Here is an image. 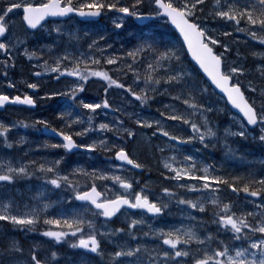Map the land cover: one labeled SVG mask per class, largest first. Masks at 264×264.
Returning a JSON list of instances; mask_svg holds the SVG:
<instances>
[{
    "label": "snow or ice",
    "instance_id": "obj_1",
    "mask_svg": "<svg viewBox=\"0 0 264 264\" xmlns=\"http://www.w3.org/2000/svg\"><path fill=\"white\" fill-rule=\"evenodd\" d=\"M108 15L116 29L123 28L128 18L159 20L178 37L174 43L166 42L163 33L141 29L130 34V46L114 49L100 28L85 48L78 32L65 28L66 21L75 17L98 24ZM17 17L22 32L15 30ZM41 30L56 33L57 41L64 36L69 40L63 47L54 41L30 50L28 39ZM233 33L259 42L261 47L250 52L254 66H244L247 57L238 46L235 56L244 59L237 61L230 55L232 44L220 37ZM21 52L29 62L36 61L33 67L39 70L32 73L34 77L51 74L49 78L58 84L63 79V86L39 94L21 90L9 78ZM187 56L198 68L186 61ZM252 71L260 79L245 81V73ZM129 72L130 78H119ZM0 77L9 88L18 89L16 94L0 89V108L35 107L38 99L54 97L63 101L55 112L58 125L44 118L0 120V147L10 149L25 142L23 136L10 138V130L22 124L61 138L37 143L36 148L64 150V155L51 159L0 156V221L19 230H39L53 245L41 254L42 245L34 243L25 256L18 239L0 235V241H7L0 246V264H61L59 257L65 255L58 250L61 244L83 250L76 260L66 257L64 264H95L93 254L106 264H264V175L225 171L223 164L206 163L196 154L197 143L208 148L215 141L224 145L226 156L246 159L227 138H247L250 131L264 148V0H0ZM21 82L26 89L42 87L39 79ZM94 82L104 95L83 98L80 94ZM213 87L226 97L224 107L205 102ZM113 88L120 90L116 103L109 99ZM160 95L170 100L157 108L158 115H149L145 109ZM228 105L236 110L229 111L235 126L224 127L220 136L219 126L208 114L214 108L225 111ZM162 138H166L162 145L155 143ZM138 140L161 153V175L172 182L158 193L146 190V184L140 185L134 176L136 169L150 170L129 148ZM187 146L195 151L185 152ZM76 150H84L90 158L97 151L110 153L118 163L89 167L74 162L62 167L65 155ZM31 178L43 181L31 193V202L6 194ZM57 190L61 193L57 200L45 198ZM65 199L71 203L65 205ZM173 201L187 206L181 216L189 223H151L162 220ZM192 210L210 213V218ZM149 236L155 238L151 246L141 239ZM105 241L111 243L110 250Z\"/></svg>",
    "mask_w": 264,
    "mask_h": 264
},
{
    "label": "rangeland",
    "instance_id": "obj_2",
    "mask_svg": "<svg viewBox=\"0 0 264 264\" xmlns=\"http://www.w3.org/2000/svg\"><path fill=\"white\" fill-rule=\"evenodd\" d=\"M210 23L215 24L216 22L215 21H210ZM150 28L151 29H164L165 28V25L163 24L162 21L157 20V22L156 23H153ZM15 30L17 32H19L17 27H15ZM125 34L126 35H130V34H132V32L127 31ZM235 36H239L240 37V40L238 42H236L234 40V37ZM122 37H120V39L123 41L124 38H122ZM125 38H129V37L126 36ZM220 39L226 40L230 44H232V46H233V52L230 53V55H232L233 58L237 59V61H240V60H243L244 59L243 57H236L235 56V49L238 46L239 47V51L241 53H244L245 56L247 57V59L244 60V66L246 68H248L249 66H254L255 59L250 55V52H251V50L254 47L255 48H260L261 47L258 41H252L250 38H248L247 40H245V34L244 33H233V36L232 37H224V36H221ZM125 45L127 47L128 46V42ZM129 76L130 75L128 73V77ZM128 77H125V78H128ZM244 79H245V81L248 80V79H253L255 81V80H259L260 77H259L258 72L252 71V72L245 73ZM101 91H102V89L100 88L99 83L94 82V83H90L86 87L85 91L83 93H81L80 95L83 98H86L88 100H91V99L94 100L95 98H97L100 95ZM249 94H251V93H249ZM119 97H120V94H116L115 92H111L110 95H109V99L112 102H114V103L118 102ZM205 102H207L209 104H216L218 106V104H217L218 102L216 100H213V99L209 98V97H205ZM154 106H156L155 103H154ZM218 107H220V106H218ZM85 110H87V109H83L82 111H85ZM208 115H209L211 121H213L215 123V125H218L219 128H220V124L218 123V121L216 119H220V118H223V117H226L225 118L226 121L224 122V126L225 127L226 126H229V125L235 126V122L232 120V118L230 117V115L226 111H216V109L214 108L213 111L211 113H209ZM108 119H111V116H109ZM123 119L127 120L126 117H123ZM213 119H215V120H213ZM97 120H99V119H97ZM170 123H173V122H170ZM185 128L187 129V126H185ZM187 130L190 131V129H187ZM218 135H221V132L220 131L218 132ZM155 143L156 144H160V145L163 144V142H157V140L155 141ZM196 145H199V144L197 143ZM2 148L3 147H0V156H1V154L4 153V150ZM129 148L131 149L132 155L138 157L141 161H143L147 165H149L151 172L154 174V176H153L152 173H150L152 178L150 180L146 181L147 183L146 182H142L141 183V185H145L146 184V190H148V191H150L152 193H158L160 191V187L161 186H163V185H170L172 183L169 180H165V178L161 174H160V176H156V173H157L158 170L160 171V173L163 170L162 169V165L159 163V158L161 157V153H160V155H158V156L155 157L153 155L156 152L155 149L146 146L143 142H141L139 140L136 142L135 146L129 145ZM187 148H189L187 150L188 153H191V152L195 151V149H193L191 146H187ZM248 149H249V154H250V158H251V165L253 167H264V161H263L264 159L262 158V156L255 151V149H254L253 146L252 147H249ZM6 150H8V149L6 148ZM207 152L209 154H213L214 156L219 157L220 161H223L225 159L221 154H219L215 150H211V151H207ZM207 152L203 155V159L206 158L207 155H209V154H207ZM9 154L12 157H19V155L16 156V154H13L10 151H9ZM165 154H167V153H165ZM196 154L198 156V153H196ZM53 157L54 156H52V155H47V156H45V159H51ZM256 157H257V159H256ZM82 159L84 161V163H82V164H86L88 166H91V165H94L95 164V160L93 158H89L88 156H82ZM64 161H65V159H64ZM66 161H68L70 163V165H72L75 162L72 159H68ZM102 166H104V165H102ZM253 167H250V168H253ZM147 168L149 169V167H147ZM20 182H25V181H20ZM109 183H111V182H109ZM39 185L40 184L27 185V183L24 184V185H16L13 189L7 190V193L6 194L11 195V196H14L17 200H20V201L28 200L29 202H31V193L35 192L36 189L39 187ZM118 187L119 186L117 185V188ZM54 197H55V195L52 196V193H46L45 194V198H51L52 199ZM52 200H55V199H52ZM64 201H67V200L65 199ZM70 203L71 202L68 201V202H66L64 204L67 205V204H70ZM183 208H185V207H183ZM178 209H182V208L175 201H173L169 205V210H167V212H166L165 216L163 217V219L162 220H157V221H151V223L155 224L156 226H162L164 224H169V225H171V224H177L178 225L181 221H183L185 224H188L189 221L186 220V219H184V217H177L176 216V213H177L176 211ZM172 211L174 213H172ZM197 214L198 215H204V214H208L209 215L210 213H198L197 212ZM205 218L208 219L209 216H205ZM100 219L102 220V217ZM117 225L118 226H121L119 224V222L117 223ZM8 226L12 230L13 229H16V228H13L11 225H8L7 222L0 221V235H4V236L10 237V238H14L13 235L11 234V232L7 230L8 229L7 228ZM104 230L106 231L107 228L105 227ZM37 231H39V230H37ZM145 231H147V225H145ZM37 234L40 235L41 237H44L40 233H37ZM141 239L145 243L149 244V246H151L153 243H155V238L154 237H151V236H149V237H142ZM47 242H49V240H47ZM6 243H7L6 240L0 241V246L2 244L4 245ZM104 243H105L104 246L110 250L111 247H112L111 243H109L108 241H105ZM52 246L53 245L51 244L49 246V249ZM81 251H83V250H81ZM39 252L41 254H43L44 252H46V250H44L42 248V251H39ZM79 253L80 252H78V251L77 252L67 251V254L69 255L68 257H71L72 260H76L78 258V256H79ZM24 255L25 256L28 255V249H25ZM93 256L95 257L94 254H93ZM97 258L98 257H96V259ZM59 260H60V258H59ZM60 262H61V264H64V261H61L60 260Z\"/></svg>",
    "mask_w": 264,
    "mask_h": 264
},
{
    "label": "flooded vegetation",
    "instance_id": "obj_3",
    "mask_svg": "<svg viewBox=\"0 0 264 264\" xmlns=\"http://www.w3.org/2000/svg\"><path fill=\"white\" fill-rule=\"evenodd\" d=\"M26 65L25 64H23V61H22V59H21V61H20V65L18 66L17 65V68L19 69V72L18 73H16V74H18V76L17 75H14V76H9V78H11V79H13L18 85H19V88L21 89V90H27L25 87H24V85H23V83L21 82L22 80H27V78H25L23 75H22V73H25L26 72V67H25ZM10 75V74H9ZM0 89H3L4 91H7V92H9V93H12V94H16L17 92H15V91H13V89H17V88H9L8 87V85L6 84V83H2V77H0ZM18 90V89H17ZM28 91V90H27ZM30 92H32L33 93V91L30 89ZM35 92V91H34ZM41 118H42V116H41ZM250 167H253L252 165L250 166Z\"/></svg>",
    "mask_w": 264,
    "mask_h": 264
},
{
    "label": "trees",
    "instance_id": "obj_4",
    "mask_svg": "<svg viewBox=\"0 0 264 264\" xmlns=\"http://www.w3.org/2000/svg\"><path fill=\"white\" fill-rule=\"evenodd\" d=\"M148 33H150V32H148ZM151 33H157V34H159V33H162V32H159V31H153V32H151ZM108 34H109V31L106 32V36H105L106 40L108 39ZM163 34H164V40H165L166 42H167V41H171V42L174 43V42L176 41V39H177V38L175 37L174 34H170V33H168V32H165V33H163ZM126 36H128L129 38H125ZM122 38H124V39H123V45L127 44V42H128V46H130V44L132 43V36L124 34ZM125 47H126V45H125ZM186 61H187V58H186ZM187 62H188V61H187ZM129 74H131V76L133 75L131 72H129ZM162 96H163V95H162ZM157 97H158V96H157ZM234 141L239 142V140H237V139H235ZM244 143H245V139H241V140H240V143H237L236 146H237V145L239 146V144L241 145V144H244ZM236 150L238 151V148H236ZM231 157H232V156H231ZM231 157H230L229 159H231ZM229 159H227V160H229ZM238 161H239L238 156H235V157L233 158V160L231 159V162H233L235 166L238 164ZM229 162H230V161H229Z\"/></svg>",
    "mask_w": 264,
    "mask_h": 264
},
{
    "label": "water",
    "instance_id": "obj_5",
    "mask_svg": "<svg viewBox=\"0 0 264 264\" xmlns=\"http://www.w3.org/2000/svg\"><path fill=\"white\" fill-rule=\"evenodd\" d=\"M80 18V17H79ZM81 20H85L86 18H80ZM135 21L136 22H138V23H140V24H145L146 22H148V20H136L135 19ZM174 30V29H173ZM175 31V30H174ZM177 35H178V33L177 32H175ZM188 58H189V60H190V62L191 63H193L194 65H195V62L194 61H192L191 60V57L190 56H188ZM195 67L196 68H198V66L197 65H195ZM213 89H214V87H213ZM217 93H219V90L218 89H214ZM219 95V94H218ZM219 96H221V97H223L222 95H219ZM225 100H226V97H223ZM229 107H230V109H231V106L230 105H228ZM233 112H235L236 110L235 109H231ZM118 162V161H117ZM149 215H151V214H149Z\"/></svg>",
    "mask_w": 264,
    "mask_h": 264
},
{
    "label": "bare ground",
    "instance_id": "obj_6",
    "mask_svg": "<svg viewBox=\"0 0 264 264\" xmlns=\"http://www.w3.org/2000/svg\"><path fill=\"white\" fill-rule=\"evenodd\" d=\"M122 43H123V42H122ZM212 153H213V152H212ZM207 154H209V153L207 152ZM252 154H253V153H252ZM257 156H258V155H257ZM256 159H257V157H256ZM253 161H254V160H253ZM253 161H252V162H253ZM263 161H264V160H263ZM157 179H158V178H157Z\"/></svg>",
    "mask_w": 264,
    "mask_h": 264
}]
</instances>
